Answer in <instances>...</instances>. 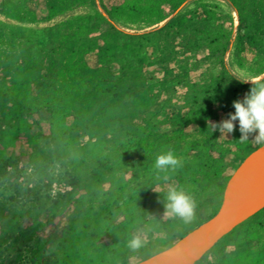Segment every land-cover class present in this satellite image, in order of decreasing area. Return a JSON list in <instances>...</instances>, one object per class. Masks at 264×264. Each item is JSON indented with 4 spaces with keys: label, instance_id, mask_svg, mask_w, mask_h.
Listing matches in <instances>:
<instances>
[{
    "label": "trees",
    "instance_id": "trees-1",
    "mask_svg": "<svg viewBox=\"0 0 264 264\" xmlns=\"http://www.w3.org/2000/svg\"><path fill=\"white\" fill-rule=\"evenodd\" d=\"M57 1L59 5L51 12L52 17L64 13L73 3V0ZM187 1L101 0V4L112 20L131 25L145 22L154 26ZM227 1L238 15V53L243 56L253 51L264 53V20L257 19L250 10L255 7V1ZM261 1L264 7V0ZM200 19L204 25L198 33L205 40L210 56L217 59L219 68L212 79V88L205 90L204 95L214 96L213 103L231 104L234 100L230 98L231 93H236L235 99L239 100L240 94L245 96L252 86L241 82L225 84L229 73L224 58L232 42L234 18L204 6ZM185 22L187 18L179 19V24ZM101 28L98 39L83 41L76 36L64 37L59 66L46 97L36 99L32 95L34 78L28 72L16 77L10 95L3 91L12 104L4 115L7 125L0 128L2 170L6 171L8 166L16 163L8 152L16 149L25 138L32 148L29 157L37 171L44 173L50 163L59 162L73 170L78 180L72 192L52 201L43 213L24 211L16 214L0 209V249L1 241L6 237L16 240L24 237L29 241L45 231L46 226L54 225V233L42 237L32 250L29 264H139L172 248L219 210L222 197H218L215 205L206 202L205 167H212L224 178L228 167L215 165L212 157L214 145L207 138L190 140L184 133L180 137L160 134V128L151 121L137 126L135 132L126 134L112 145L99 134L118 118L115 93L118 84L110 66L118 63L121 54H134L139 58L144 56L141 51L144 47L146 53L150 48L147 36L118 31L106 18H102ZM89 57L93 61H89ZM263 73L264 68L260 71ZM148 89L155 90V86ZM154 97L156 106L157 96ZM135 108L133 105L132 111ZM161 110L169 112L166 105ZM201 110L192 108L190 112L195 118L208 113L207 109ZM42 112L48 115V134L35 118ZM230 112H235L234 107ZM184 123L178 124L181 130ZM88 125L96 126L99 133L82 144L79 132ZM171 141L176 143L172 149L182 157L183 167L175 172L169 171V180L165 181L158 178L154 160L162 150L170 148ZM135 155H138L136 159ZM15 160L19 161V158ZM257 163L258 159L248 168L247 180L254 174ZM169 186L183 189L195 199L197 207L191 223L185 224L179 218L164 215ZM225 186L223 183L221 189ZM198 209L205 214L202 221L197 216ZM47 213H50L49 219L43 223L40 218ZM254 217H262L261 230L247 234L251 244L248 250L240 253L228 251L225 236L196 264H264V209L251 218ZM251 218L235 229L244 226ZM57 219L63 221L60 230L54 221ZM28 221L31 223L26 225ZM150 221L158 222L164 235L155 232L149 226ZM138 231L146 233L147 243L132 251L127 241ZM152 244L158 246L153 252L149 250Z\"/></svg>",
    "mask_w": 264,
    "mask_h": 264
},
{
    "label": "rangeland",
    "instance_id": "rangeland-1",
    "mask_svg": "<svg viewBox=\"0 0 264 264\" xmlns=\"http://www.w3.org/2000/svg\"><path fill=\"white\" fill-rule=\"evenodd\" d=\"M254 1L255 7L250 10L262 21L263 3L261 0ZM58 5L57 0H0V128L7 125L4 115L12 100L6 95L12 92L16 77L25 72L30 73L34 78L32 95L36 99L46 97L59 66L64 37L76 36L83 41L98 39L102 32V18H106L118 31L132 36H147L150 48L146 53L144 47L141 50L144 56L139 58L134 54H121L118 63L110 66L114 81L118 84L115 90L118 118L106 126L102 133L98 132L96 126L84 127L79 132L81 143H88L99 133L112 145L126 134L135 132L137 126L144 125L147 121L158 126L160 134L180 137L184 133L190 140L207 138V141L214 145L212 157L215 165L228 167L225 178L212 167H205L206 202L215 205L218 197H224L230 188L229 181L248 157L264 147L251 140L241 143L238 121L235 122V131L227 136H220L218 130L213 132L210 125L226 119L231 113L233 103L226 104L227 106L224 103H213L214 96L204 95L205 90L212 88V79L219 72L217 59L210 56L205 40L198 33L204 25L200 19L204 6L234 18L232 42L224 58L229 73L225 84L241 82L238 79L264 80V73L260 74L264 68V53L253 51L243 56L237 51L239 20L230 2L188 0L166 20L154 26L145 22L131 25L112 20L102 7L101 0H73L64 13L52 17L51 12ZM181 18H187V22L179 24ZM89 61L93 59L89 57ZM153 85L155 90L148 89ZM154 94L157 96L156 106L153 104ZM235 96L236 93L230 94L233 101H236ZM230 98L227 100L230 101ZM243 98L244 94L241 93L239 100ZM133 105H136L134 111ZM164 105L168 107L169 112L161 110ZM192 108L200 112L202 108L207 109L208 113L195 118L190 112ZM35 118L48 134L47 113L42 112ZM182 122H185L183 130L178 127ZM175 145L176 143L171 141L170 148ZM177 146L180 144L177 143ZM31 149L24 138L16 149H10L8 152L16 163H12L3 171L0 161V209L16 214L24 211L43 213L52 201L60 200L75 189L78 180L73 170L54 162L48 165L44 173H40L29 157ZM16 157L19 161L15 160ZM137 157L138 155L134 156L135 159ZM130 176L131 174L128 175ZM223 183H226V186L221 189ZM196 213L199 221L205 219L203 210L198 209ZM49 214L41 216L43 223H47ZM54 221L58 229H62L63 221ZM261 221L262 217L251 218L244 226L226 235L224 244L228 251L240 253L248 250L251 244L247 240V234L259 232ZM30 223L31 221H28L26 225ZM149 226L164 235L158 222L150 221ZM54 230L53 224L48 225L45 231L29 241L24 237L17 240L14 237H6L1 241L0 264H29L32 250L38 241L53 234ZM157 248L156 244H152L149 250L153 252Z\"/></svg>",
    "mask_w": 264,
    "mask_h": 264
},
{
    "label": "clouds",
    "instance_id": "clouds-1",
    "mask_svg": "<svg viewBox=\"0 0 264 264\" xmlns=\"http://www.w3.org/2000/svg\"><path fill=\"white\" fill-rule=\"evenodd\" d=\"M239 81L250 83V91L242 100L233 101L234 113H229L226 119L219 123H210L212 131H219L220 136H227L236 129L235 122L239 123L241 143L252 141L257 145H264V81L260 79H244ZM183 167V159L178 156L174 149L162 150L154 160V168L157 170L158 178L169 180L167 173L175 172ZM163 173L161 177L159 174ZM195 199L183 189L169 186L164 201V215L170 218H179L185 224L191 223L195 218ZM147 243L144 232L134 233L127 241V246L132 251H137Z\"/></svg>",
    "mask_w": 264,
    "mask_h": 264
},
{
    "label": "bare ground",
    "instance_id": "bare-ground-1",
    "mask_svg": "<svg viewBox=\"0 0 264 264\" xmlns=\"http://www.w3.org/2000/svg\"><path fill=\"white\" fill-rule=\"evenodd\" d=\"M258 157L255 172L247 180V170ZM228 185H230V188L225 192V198L228 199L226 213L241 209L246 205L258 203L262 199L264 195V147L257 149L248 157ZM212 245L211 241H203L199 246V250L201 253H206ZM143 264H182V258L178 249L172 247L148 258Z\"/></svg>",
    "mask_w": 264,
    "mask_h": 264
},
{
    "label": "water",
    "instance_id": "water-1",
    "mask_svg": "<svg viewBox=\"0 0 264 264\" xmlns=\"http://www.w3.org/2000/svg\"><path fill=\"white\" fill-rule=\"evenodd\" d=\"M227 206L228 199L224 195L217 214L192 230L173 246L178 249L182 264L198 263L218 241L264 209V195L258 203L246 205L229 213H226ZM203 241H211L213 243L206 253H201L199 250V246ZM139 264H143V262Z\"/></svg>",
    "mask_w": 264,
    "mask_h": 264
}]
</instances>
